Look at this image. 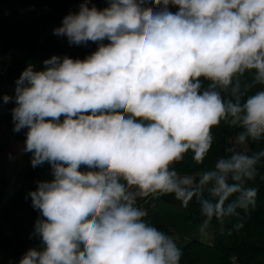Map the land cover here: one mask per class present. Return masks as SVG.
Returning <instances> with one entry per match:
<instances>
[{"label": "clouds", "instance_id": "1", "mask_svg": "<svg viewBox=\"0 0 264 264\" xmlns=\"http://www.w3.org/2000/svg\"><path fill=\"white\" fill-rule=\"evenodd\" d=\"M90 3L53 34L97 49L83 60L53 55L42 70L29 64L14 96L2 97L15 105L13 131L27 130L32 167L48 163L53 176L28 193L41 247L18 264H180L181 249L145 223L137 197L174 194L185 207L195 198L202 234L213 218L222 224L256 204L248 182L264 149L229 147L196 176L174 165L189 151L202 164L221 120L242 129L237 146L264 140V90L241 102L239 81L254 70L264 86V0Z\"/></svg>", "mask_w": 264, "mask_h": 264}, {"label": "trees", "instance_id": "2", "mask_svg": "<svg viewBox=\"0 0 264 264\" xmlns=\"http://www.w3.org/2000/svg\"><path fill=\"white\" fill-rule=\"evenodd\" d=\"M79 5L80 0H0V39L6 44L19 46L24 55L45 49L56 52L57 56L67 55L83 60L85 57H79L74 47L84 50L87 56L94 52L89 45H69L66 37L52 33L39 36V30L46 26H61L63 17L77 12ZM21 7L39 8L41 11L33 13L25 21L17 20L13 16ZM50 57L48 55L44 60ZM25 61L20 60V64ZM239 81L243 93L241 102L256 91L264 90V86L254 82V70L244 73ZM208 83L202 78L203 88ZM221 94L226 100L233 98L230 90ZM241 131L240 127L221 120L212 128L213 145L203 163L197 164L189 151L182 161L174 165L175 170L181 175L196 176L212 168L218 158L227 154L225 150L229 147L248 150V154L264 149V140H249L245 147L235 145V137ZM257 170L255 180L248 182L249 187L258 190L256 204L247 211L238 209L239 215L225 218L222 224L213 218L210 226L215 229L211 242L198 238H191L181 246L175 242L182 253L180 264H264V160L257 165ZM81 171L87 169L82 166ZM51 179L52 174L40 177L29 166L14 194L6 202H0V264H18L30 248L34 223L40 213L32 207L28 193L36 190L37 181ZM136 206L147 213L145 223L169 235L174 241L175 235L191 232L205 219L198 200L193 198L185 207L174 194L156 193L137 197ZM236 225L242 227L237 228Z\"/></svg>", "mask_w": 264, "mask_h": 264}, {"label": "crops", "instance_id": "3", "mask_svg": "<svg viewBox=\"0 0 264 264\" xmlns=\"http://www.w3.org/2000/svg\"><path fill=\"white\" fill-rule=\"evenodd\" d=\"M2 41V40H1ZM4 42V41H3ZM5 43V42H4ZM9 52V51H5ZM0 51V202H6L20 184L26 169L31 165V153H24L26 129L20 133L13 131L11 109L14 102L4 104L3 95L14 96L15 81L22 71L29 65L27 61L20 64L21 55L17 59ZM22 54V53H21ZM36 70L40 68L35 65ZM33 168V167H32ZM43 168V167H42ZM48 168V169H46ZM39 169L33 168L40 177H48L52 174L51 166ZM46 169V170H45ZM44 170V171H42ZM48 172V173H45ZM46 174H49L46 176ZM209 242V241H205ZM41 247L39 238H32L30 248Z\"/></svg>", "mask_w": 264, "mask_h": 264}, {"label": "rangeland", "instance_id": "4", "mask_svg": "<svg viewBox=\"0 0 264 264\" xmlns=\"http://www.w3.org/2000/svg\"><path fill=\"white\" fill-rule=\"evenodd\" d=\"M82 2V0H80V3ZM92 4H95V6L98 8V9H103L105 7L108 6V0H91V3L89 4V6H91ZM41 11V9L39 8H33V7H21L18 9V12L14 14V18H16L17 20H23L25 21L27 18H29L33 13H39ZM171 11L175 12L177 11V9L175 7H172L171 8ZM56 28V27H53V26H46L45 28L40 29L39 30V36H42L46 33H52L53 34V29ZM105 43H108L107 41H105ZM89 47L91 50L95 51L97 49V44L96 43H93V42H89L88 43ZM76 52H77V55L81 58H84L86 57L85 53H84V50H82L81 48H76ZM0 51H9V52H5V54H8L10 55L11 58H14V59H17V57L19 55L20 58H18L19 60H26L27 63L29 64H32V65H37L40 70H42L43 68V60L46 56L50 55L51 57L53 55H57L56 52H51L49 50H45V49H40L38 51H35V52H32L28 55H24L23 54V50L17 46V45H10V44H6L4 43L3 41H1L0 39ZM22 53V54H21ZM63 119V118H62ZM245 147V146H243ZM49 164L48 163H45L44 165L42 166H38L39 169H43V168H46L48 167ZM43 167V168H42ZM48 169V168H46ZM45 169V170H46ZM44 171V170H42ZM45 173H48V172H45ZM49 174H46V176H48ZM141 209H143L142 207H140ZM202 223H200L198 225L197 228H195L194 230H192L191 232L187 233V234H181V235H175V242L178 244V245H183L187 240L191 239V238H198V239H201L203 241H209L211 242L213 240V233H214V229L215 227L214 226H210L208 227V230L206 233L202 234L200 232V225ZM33 247H36V246H33ZM32 248V247H31ZM36 248H39V247H36Z\"/></svg>", "mask_w": 264, "mask_h": 264}]
</instances>
